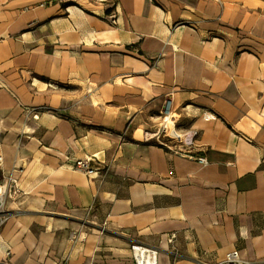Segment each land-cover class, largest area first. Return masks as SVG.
I'll list each match as a JSON object with an SVG mask.
<instances>
[{
	"label": "crops",
	"instance_id": "0c3cea01",
	"mask_svg": "<svg viewBox=\"0 0 264 264\" xmlns=\"http://www.w3.org/2000/svg\"><path fill=\"white\" fill-rule=\"evenodd\" d=\"M165 103L207 165L144 140ZM8 179L0 260L264 264V0H0Z\"/></svg>",
	"mask_w": 264,
	"mask_h": 264
},
{
	"label": "built area",
	"instance_id": "2783aa9c",
	"mask_svg": "<svg viewBox=\"0 0 264 264\" xmlns=\"http://www.w3.org/2000/svg\"><path fill=\"white\" fill-rule=\"evenodd\" d=\"M112 25L116 24V15L107 17ZM180 116L173 111L170 103H165L157 116V130L151 133H145L144 140L151 141L156 146L164 149L167 153L189 159L205 166L208 164L203 155V148L199 145L197 133L194 130H182L179 128ZM68 168L71 170L91 177L97 174V168L92 165L91 159L73 160L68 162ZM19 193L17 182L8 179L0 185V227L8 219L5 211L7 200ZM173 236L169 241L172 242ZM133 264H160L159 252L155 249L135 244L130 247ZM9 250L5 252L6 259L0 260V264H13L7 258L10 257ZM216 264H240V258L237 251L227 254L226 258Z\"/></svg>",
	"mask_w": 264,
	"mask_h": 264
},
{
	"label": "rangeland",
	"instance_id": "374dc122",
	"mask_svg": "<svg viewBox=\"0 0 264 264\" xmlns=\"http://www.w3.org/2000/svg\"><path fill=\"white\" fill-rule=\"evenodd\" d=\"M139 138H142L141 136Z\"/></svg>",
	"mask_w": 264,
	"mask_h": 264
}]
</instances>
